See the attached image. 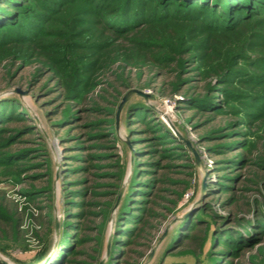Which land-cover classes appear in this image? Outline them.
<instances>
[{"label":"trees","instance_id":"obj_1","mask_svg":"<svg viewBox=\"0 0 264 264\" xmlns=\"http://www.w3.org/2000/svg\"><path fill=\"white\" fill-rule=\"evenodd\" d=\"M29 67L22 83L31 90L41 86L38 96L51 98V116L59 118L60 128H69L64 140L70 148L90 150L70 157L79 165L68 169V176H84L67 181L66 220L46 264L98 262L103 224L118 201L125 173L112 150L120 140L116 113L133 85V70L140 77L148 70L154 83L161 79L162 94L183 93V104L205 118L197 127L227 118L203 135L214 142L210 151L215 155L232 154L217 161L222 171L264 167V0H0L3 82L13 84ZM29 120L16 96L0 101V166L18 178L25 170L22 160L32 158L34 149L12 150L30 143L25 136L34 125ZM126 124L136 156L105 264L142 263L189 189L177 175L195 168L144 103L129 106ZM239 178L223 175L205 199L235 192ZM7 214L0 205L1 224L15 216ZM252 216H221L203 201L167 233L164 254L191 255L195 264H264V197ZM209 239L211 248L204 254ZM40 258L33 264H43Z\"/></svg>","mask_w":264,"mask_h":264},{"label":"rangeland","instance_id":"obj_2","mask_svg":"<svg viewBox=\"0 0 264 264\" xmlns=\"http://www.w3.org/2000/svg\"><path fill=\"white\" fill-rule=\"evenodd\" d=\"M29 72H31V67L21 72L13 84L6 85L5 81L3 82L4 72L0 68V101L12 96L19 98L22 103V110L26 111L31 117L29 122L34 125L33 132L25 136L30 143L17 146L12 150L15 154L23 146L34 149L32 158L21 162L24 165L22 168L25 169L22 172V178H18V175L9 174L6 168L0 166V205L5 213H8L7 215L13 213L15 215L9 216L10 218H8L6 224L0 223V227L2 226L1 228L4 229L2 232L0 228V258L5 260L7 264H33L39 256H42L40 263L44 262L45 254L50 251L53 242H57L60 238V233L59 235L56 234V222L59 221L61 227V223L66 220L64 197L67 181L80 179L79 177L84 176V174L68 176L66 171L77 168L79 165L77 161L71 160L70 157L84 156L90 151L82 152L77 148H70L72 144L68 140H64L67 137L69 128L57 126L59 118L51 116L55 108V105L49 102L51 98L49 96H38L40 95L41 86L31 90L26 87L25 83H22V75L27 76ZM130 75L133 85L126 90L125 94L132 89H138L148 94L149 97L144 98L138 94H133L123 106L118 118L116 113V128L120 140H116V147L112 150V153L120 155L121 164L125 166V173L120 183L122 185L119 193V195L122 193L120 200L129 186L136 156V148L131 145L128 136L126 116L130 105L144 103L154 111L160 123L178 139V142H174L173 145L179 143V148H182L183 152L189 157L187 164L195 167L191 170L184 169V171H189L188 175H177L178 178L188 181L189 189L183 194L177 209L168 215L162 226V235L159 239L165 231L171 234L177 222L194 212L203 201L210 203L214 211L221 216L233 212L237 217L252 219V210L256 201L262 200L264 197V167H248L232 170V172H224L222 166L217 165V161L232 154L215 155L210 151V147L214 145V142L203 139V135L208 130L217 127L223 119L227 118L221 117L208 126L197 127L205 118L202 119L195 110L189 109L186 104H183V93H177L174 96L162 94L159 90L161 79H157L155 83L151 82V75L148 70H144L142 77L138 75L136 70L130 72ZM182 138L189 141L192 148L197 152L201 160L200 165L197 163L194 153ZM145 159L142 157L139 160L140 165H145ZM185 161L186 159L181 160L179 163ZM235 174L240 175L239 182L234 185L235 192L220 193L214 198L205 199L206 194L212 193L217 188L216 184H218V181L220 182L223 175L232 177ZM146 179L149 178L146 177ZM103 180L104 182H111L110 179ZM113 180L116 181L114 178ZM203 182L206 185L204 191L202 189ZM218 191L219 189L216 190V193ZM29 192H32L36 197L39 195H44V197L32 198L33 195H29ZM188 193L190 198L185 200L184 197ZM232 196H235V203L233 205L228 204L226 205L227 208H223L221 203ZM120 200L112 208L109 217L103 224L100 235L102 247L97 255L98 262H94V264H105L110 255ZM15 219H19L17 226L12 227L11 224H15ZM232 227L238 229L236 224ZM167 233L148 264H195V260L191 255L185 256L177 254V252L175 254H164L168 242ZM88 235L94 236L93 233ZM75 236L76 234H73V238ZM159 239L153 243L152 248L141 264H146ZM211 244L212 240L209 239L204 248V254L209 251ZM262 247L264 250V244ZM204 254L202 259H205ZM81 258L83 257L78 259ZM203 263L205 264V262Z\"/></svg>","mask_w":264,"mask_h":264},{"label":"water","instance_id":"obj_3","mask_svg":"<svg viewBox=\"0 0 264 264\" xmlns=\"http://www.w3.org/2000/svg\"><path fill=\"white\" fill-rule=\"evenodd\" d=\"M133 94H138V95H140V96H142V97H144V98H148V97H149L148 94H146L145 92H143V91H141V90H138V89H132V90L128 91V92L124 95V97H123V99H122V101H121V103H120V105H119V107H118V110H117V118L119 117V113H120V111L122 110L123 106L125 105V103L129 100V98H130ZM180 137H181V136H180ZM182 140L188 145V147H189V148L191 149V151L194 153L195 159H196L197 163L200 165V163H201L200 157H199V155L197 154V152L192 148L190 142L187 141V140L184 139V138H182ZM205 188H206V185H205V182H203V185H202V189H203V191L205 190ZM121 196H122V193L119 195V199H118V201L120 200ZM117 204H118V203H117ZM55 230H56V234L59 235V233H60V223H59V221L56 222V228H55ZM166 233H167V231L164 232V235L159 239L157 245L152 249V251H151V253H150V255H149L148 259H147L146 264H148V263L152 260L154 254H155V252H156L157 247L161 244V242H162V240L164 239ZM56 245H57V242L54 243V246H53L52 251H51V252L45 257L43 264H46V263H48V262L50 261V259L52 258V255H53V251H54V249L56 248ZM0 262L7 264V262H6L5 260L1 259V258H0ZM101 264H102V263H101Z\"/></svg>","mask_w":264,"mask_h":264},{"label":"built area","instance_id":"obj_4","mask_svg":"<svg viewBox=\"0 0 264 264\" xmlns=\"http://www.w3.org/2000/svg\"><path fill=\"white\" fill-rule=\"evenodd\" d=\"M184 198H185V200H188L190 198V194L189 193L186 194Z\"/></svg>","mask_w":264,"mask_h":264}]
</instances>
